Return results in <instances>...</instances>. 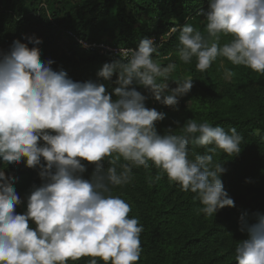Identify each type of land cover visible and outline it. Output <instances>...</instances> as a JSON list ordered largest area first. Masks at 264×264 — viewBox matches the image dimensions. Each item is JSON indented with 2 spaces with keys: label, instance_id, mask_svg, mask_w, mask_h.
<instances>
[{
  "label": "clouds",
  "instance_id": "obj_1",
  "mask_svg": "<svg viewBox=\"0 0 264 264\" xmlns=\"http://www.w3.org/2000/svg\"><path fill=\"white\" fill-rule=\"evenodd\" d=\"M196 15L206 20V35L190 23L171 29L179 32L181 62L195 57L196 70L205 72L226 58L264 76V0H209L208 10ZM22 36L0 50V161L39 168L42 183L32 186L26 211L17 213L18 177L0 167V264H69L86 256L87 264H138L143 225L129 216L131 205L112 193L133 181V168L150 172L149 162L160 170L149 175V185L166 174L195 194L199 213L235 207L221 178L227 169L214 156L218 150L239 155L241 133L189 118L182 126L175 121L178 134L169 127L162 135L156 124L166 113L146 107L151 97L177 109L194 84L191 75L173 77L174 62L153 59L163 36L160 44L145 36L136 48L120 49L118 59L97 71L101 79L84 81L53 69V59L42 60V41L34 34ZM222 37L230 39L221 43ZM114 74L109 92L105 82ZM233 75L225 70L226 81ZM170 80L177 86L170 88ZM255 135L264 139L259 129ZM190 144L204 153L191 152ZM85 161L94 165L87 177ZM252 216L245 211L239 217L247 238L235 248L236 264H264V213Z\"/></svg>",
  "mask_w": 264,
  "mask_h": 264
},
{
  "label": "trees",
  "instance_id": "obj_2",
  "mask_svg": "<svg viewBox=\"0 0 264 264\" xmlns=\"http://www.w3.org/2000/svg\"><path fill=\"white\" fill-rule=\"evenodd\" d=\"M77 4L74 8L57 9L55 1L47 0L46 6L25 16H20L19 11L12 9L10 5L6 8L0 6V50H8L14 39L23 40L22 34H34L42 41L38 46L41 59H53L55 61L53 69L63 68L76 81L101 79L96 75L101 66L118 58L84 49L68 31L89 42L102 41L109 31L111 14L115 11L116 25L119 29L116 44L137 47L146 30L143 25L136 26L137 19L141 15L149 16L156 22L154 30L149 31L147 37L154 36L157 44H160L161 37L169 34L164 37L165 42L159 48V52L170 54V59L173 60L180 46L179 32L171 33V29L176 25L170 22L169 16L196 15L198 9L209 6V0H77ZM31 46L29 44V47ZM155 57L156 54H153V58ZM195 64L194 57L191 63L185 64L186 72L208 79L210 68L205 72H199ZM254 74V71L248 70L251 78ZM115 79L114 74L111 82H105L109 85V92L116 86ZM137 90L148 95L140 86H137ZM113 98L115 99V96ZM151 101L159 104L149 97L145 102L146 107H150ZM262 115L264 113L260 111V116ZM204 121L214 126L220 125L225 130L235 127L244 137L239 155L231 157L220 150L217 151L219 162H224L223 166L227 169L221 177L224 188L233 198L235 207L226 206L212 216L199 213L201 204L195 199L189 201H193L191 205L185 204L178 208L170 207L169 203L155 208L164 182L161 178L152 184L149 187V197L150 203H154V206L149 207L144 222H139L143 225L140 235H144L148 240L147 254L151 264H180L187 258L197 259L211 238L218 242L224 237L233 239L235 244H238L240 240L247 238V233L239 231L241 213L247 211L250 220L254 219L253 213H264V139L255 135L257 129L264 135V116L254 118L209 109L203 117ZM156 126L158 132L159 129L162 130V135L168 128L165 120L157 122ZM189 148L191 152L203 154L200 147L190 144ZM107 159L105 158L104 164L107 163ZM84 163L89 164L86 161ZM149 163L150 175L155 177L160 170ZM0 167H6V175L18 177L14 186L22 203L17 205L15 210L17 213H23L26 211V197L30 194L32 186L34 184L39 186L42 183L38 175L39 168H28L23 162L6 166L2 161ZM199 215L206 222L215 220V224H210L213 226L206 233L189 238V231L197 226ZM129 216L137 218L132 213ZM71 264L78 263L71 261Z\"/></svg>",
  "mask_w": 264,
  "mask_h": 264
},
{
  "label": "rangeland",
  "instance_id": "obj_3",
  "mask_svg": "<svg viewBox=\"0 0 264 264\" xmlns=\"http://www.w3.org/2000/svg\"><path fill=\"white\" fill-rule=\"evenodd\" d=\"M52 1H55L57 9H69L78 5L77 0ZM9 5L12 9L18 10L20 16H25L46 6L47 0H0V6L2 8L9 7ZM203 9L207 11L208 5ZM115 14V11L111 14L109 31L103 39L117 43L119 29L116 25L117 19ZM169 18L170 22H173L176 27L190 23L206 35V20L202 16L184 14V16L179 17L175 14L169 16ZM155 22L149 16L141 15L137 19L136 26L143 25L146 28L143 32V37H145L149 31L154 30ZM168 35H164L163 37H167ZM152 38L155 37L152 36ZM227 39H230V37H222L221 43H224ZM170 58V54L159 52V56L156 55L153 59L159 60L164 65L174 62L177 65L176 71L172 74L174 78L179 79L191 75L194 80L191 91L180 99L177 109L160 103L158 104L155 101L150 102L149 108H156L158 111L166 113L164 120L168 128L171 127L173 129V132H180V128L175 121H179L181 126L189 118L195 119L197 122H203V117L209 109L254 118L264 116H260V111L264 113V76L255 72L251 78L248 75L249 68L234 66L226 58H218L208 70V79H204L186 72L185 64L179 60L178 53L174 59L172 58L173 60ZM226 69L234 73L230 80L227 81L225 79ZM169 85L170 88L177 86L172 80L169 81ZM161 131L159 129L160 134L163 133ZM204 151L205 149L202 148L203 153ZM214 160L219 162L218 152L214 156ZM121 163H123L122 159ZM107 166L108 164L105 163V167ZM93 168V164H87V172L84 175L86 177L89 176ZM132 173L133 181L128 185L114 188L112 194L119 195L128 202L132 209L130 213L136 215L139 222L143 223L149 213V207L154 206V203H150L149 197L150 185L148 183V177L150 172L141 167L133 168ZM162 180L164 185L155 208L161 205H167L168 203L170 207L175 206L176 208L182 207L185 204H192L193 201H189L194 199V193L182 191L178 184L169 181L166 174L162 176ZM196 224L195 229L189 231V238L206 233L215 224V220L206 222L199 215ZM222 238L218 242L211 238L203 253L199 257H196L197 259L187 258L182 260L180 264H236L235 248L237 244H235L233 239ZM140 241L142 252L138 264H151L147 254L148 240L144 235H140ZM90 259L91 257H82L80 260L75 261V263L87 264V261ZM69 264H71V261H69ZM99 264H103V261H100Z\"/></svg>",
  "mask_w": 264,
  "mask_h": 264
},
{
  "label": "built area",
  "instance_id": "obj_4",
  "mask_svg": "<svg viewBox=\"0 0 264 264\" xmlns=\"http://www.w3.org/2000/svg\"><path fill=\"white\" fill-rule=\"evenodd\" d=\"M68 33L74 37L84 49L90 50V51H97L98 53L106 56H112L114 58H119L118 52L120 49H129V48H136L134 46H123L119 45L116 43H111L107 40H102V41H94V42H89L86 41L85 39L77 36L75 33L72 31H68ZM156 40V38H154ZM86 45V46H85Z\"/></svg>",
  "mask_w": 264,
  "mask_h": 264
}]
</instances>
